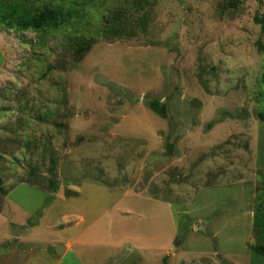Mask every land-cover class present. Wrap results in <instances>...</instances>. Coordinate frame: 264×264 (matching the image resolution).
<instances>
[{"label":"rangeland","instance_id":"obj_1","mask_svg":"<svg viewBox=\"0 0 264 264\" xmlns=\"http://www.w3.org/2000/svg\"><path fill=\"white\" fill-rule=\"evenodd\" d=\"M27 1L74 15L0 26V255L19 235L48 264H251L264 0Z\"/></svg>","mask_w":264,"mask_h":264},{"label":"trees","instance_id":"obj_2","mask_svg":"<svg viewBox=\"0 0 264 264\" xmlns=\"http://www.w3.org/2000/svg\"><path fill=\"white\" fill-rule=\"evenodd\" d=\"M74 12L65 9L60 4H48L43 7H37L27 0H0V26L10 30L17 31H33V32H49L62 27L66 22L70 21ZM144 14L141 18H143ZM256 24L260 25L264 31V13L254 18ZM141 23L146 30V20ZM112 27L106 31L111 33ZM123 32V30H120ZM85 42L80 41L75 45L78 49H82ZM264 46H261V50ZM261 98L264 104V93ZM149 108L159 115L161 118H167L166 105L153 100L148 104ZM258 117L264 121V106L259 112ZM50 186L56 191L57 185L54 180H50ZM253 226L255 229V242L251 245V264H264V194L258 201L253 215Z\"/></svg>","mask_w":264,"mask_h":264},{"label":"crops","instance_id":"obj_3","mask_svg":"<svg viewBox=\"0 0 264 264\" xmlns=\"http://www.w3.org/2000/svg\"><path fill=\"white\" fill-rule=\"evenodd\" d=\"M14 240H15L14 243L15 245L14 247L11 248L10 252L6 253L5 255H0V264H48V261L46 262L45 259L42 257L43 256L42 253H46L48 250L45 244L40 247L39 251H33L32 245H30L32 242L28 240H22L19 235L15 236ZM36 243L41 244L43 243V241L39 240ZM72 246H73V242L67 243L66 252L72 250ZM26 249H30V250H26ZM27 251L28 253H26ZM23 253L26 254L22 255ZM33 254H35V257H33ZM36 255H40V256H36ZM64 257L65 255L58 258L56 260V263L62 264ZM70 260L71 261H69V264H71L72 262H74L75 264H83L81 262L80 256L76 254H74L73 258Z\"/></svg>","mask_w":264,"mask_h":264}]
</instances>
